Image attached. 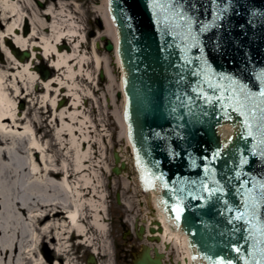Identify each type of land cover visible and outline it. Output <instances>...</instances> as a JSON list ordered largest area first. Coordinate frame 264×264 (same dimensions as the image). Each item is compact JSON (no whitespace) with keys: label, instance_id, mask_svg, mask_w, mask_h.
<instances>
[{"label":"bare ground","instance_id":"bare-ground-1","mask_svg":"<svg viewBox=\"0 0 264 264\" xmlns=\"http://www.w3.org/2000/svg\"><path fill=\"white\" fill-rule=\"evenodd\" d=\"M23 1L0 0V26L2 23L5 28H0V42L8 60L6 66H0V264H80L71 251L75 241L79 239L88 246L96 259L95 254L100 252L95 240L98 236L100 240L104 238L108 230L104 180L91 164L93 149L87 124L91 119L80 109L83 98L78 79L91 77L85 72L89 56L81 51L86 38L75 16L67 13L60 0L56 4L51 2L44 11L52 18L48 24L40 20L33 0L27 1L33 9L30 13L25 12ZM57 5L62 8L60 11L56 10ZM96 9L103 20V34L109 35L119 47L115 64L124 71L122 84L129 86L125 57L120 54L121 37L109 0H102ZM27 18L31 25L29 37L16 34ZM37 23H41L44 32L39 31ZM13 42L22 49H31L32 59L25 62L18 59L9 47ZM65 43L66 47L60 50L59 45ZM37 53L60 75L42 79L34 69L39 60ZM93 60L98 69H103L109 87L112 86L116 78L109 57L99 55L93 47ZM33 86L42 90L41 100L38 97L34 104L40 102L53 110L52 113L49 110V139L41 135L45 120L39 109L29 116L28 110L18 106V100L36 93L31 90ZM61 89L66 90L64 95L70 103L58 108ZM115 113L120 135L135 149L144 177L140 148L132 146L127 122L124 117L120 119L121 113ZM134 130L137 133L136 126ZM64 136L69 139L66 143ZM57 144H63L65 149L60 160L51 150ZM105 170L111 171L109 165H105ZM123 185L129 187V180L124 179ZM149 193L158 210L155 219L161 221L164 231H159L156 222L153 227L161 236L160 245L174 248L175 264H206L204 259H192L188 234L160 205V191L154 189ZM123 203L132 208L131 201ZM130 218L129 222H133V217Z\"/></svg>","mask_w":264,"mask_h":264},{"label":"snow or ice","instance_id":"snow-or-ice-1","mask_svg":"<svg viewBox=\"0 0 264 264\" xmlns=\"http://www.w3.org/2000/svg\"><path fill=\"white\" fill-rule=\"evenodd\" d=\"M153 3L159 5L160 0H153ZM247 4L245 6L241 0H167V26L158 41L157 52L175 69V83L180 86V91L174 93L178 104L171 109L176 120L175 139L169 142L164 137L161 144L164 157L169 163L181 161L184 154L191 159L189 149L192 148L191 138L197 134L195 125L214 117L217 103L221 109L231 108L243 117L237 132L241 143L231 149L227 141L217 142L210 150L207 145H202L203 173L211 178L215 187H210L206 179L189 180L184 177L183 183L176 181L179 187L172 189L176 203L171 210L177 222L185 212V198L194 194L202 201L207 197L208 210L223 216L228 222L233 218L247 219L251 226L264 216V62L254 55L256 41L252 39L259 34L261 42H264V3L247 0ZM165 37L174 39L169 43ZM176 49L179 51H174ZM193 50L197 54H193ZM224 60L232 66L229 71L222 70ZM249 138H254V142L250 143ZM209 161L222 162L227 169L220 179L216 178L217 168ZM137 162L141 163L140 160ZM163 164V160L153 158L142 165L145 182L152 188H155L156 180L168 187L164 173L160 171ZM192 164H195L194 160ZM245 166L249 169L247 173ZM229 193L231 201L226 198ZM233 212L234 217L225 215ZM258 230L261 240L259 246L253 245L248 264H264V225ZM236 231L218 233L221 239L214 243L202 239L199 246L207 249L203 253L204 259L211 264H234L228 254L214 253V259L209 251L219 246L239 254L241 247L230 238ZM192 246L196 248L197 244L193 242Z\"/></svg>","mask_w":264,"mask_h":264},{"label":"water","instance_id":"water-1","mask_svg":"<svg viewBox=\"0 0 264 264\" xmlns=\"http://www.w3.org/2000/svg\"><path fill=\"white\" fill-rule=\"evenodd\" d=\"M110 1L112 15L120 32V54L125 57V67L129 81V86L127 84L125 86L129 103L126 118L130 127V136L133 143L140 148L142 165L153 158L164 161L160 171L164 173L168 187L165 188L164 183L159 180H156L155 184L161 188V192L163 191L164 207L169 218L174 219L175 224L181 228L183 227L186 231L192 257L196 256L198 259H204L203 253L207 250L199 246L202 239L214 243L216 240L221 239L218 233H231L233 229H236L235 235L230 238L241 247L242 251L239 254L234 251L228 252L227 249L219 246L210 250L209 254L213 255L214 259V253L228 254L229 258L233 259L234 264H248V261L251 260L253 245L257 244L259 246L261 237L258 229L261 225H264V216L254 221L251 226L247 224V219L236 220L233 218L231 222H228L223 216L209 211L207 207L208 198L206 197L203 201L199 200L196 198L197 194L185 198V212L179 222L175 220V213L171 210L172 205L176 203L172 195V189L179 187L176 183L177 180H181V183H183L182 178L184 177L189 180L206 179L210 187H215L211 182V178L205 177L203 173L201 156L204 152L202 145H207L210 150L217 145V142L227 141L229 149H231L235 144L241 143L237 132L238 125L243 117H240L239 113L231 108L221 109V105L217 103L214 109L215 116L206 118L202 124L195 125L194 131L197 134L191 138L192 148L189 149L191 159L187 154H184L181 161L169 163L163 155L161 144L164 137H167L169 142L175 139L173 130H176V120L172 117L171 109L178 104L174 93L180 91V86L175 83V69L170 66L169 61L161 59L157 52L158 41L167 26L165 23V16L168 15L167 0H160L159 5L153 3V0ZM241 2L248 6L247 0H241ZM256 2L258 4L264 3V0H256ZM28 33L27 30L25 35ZM106 38V36H102L103 40ZM165 39L171 43L174 38L165 37ZM252 39L256 41V46L253 48L254 55L260 57L264 62V51H262L264 42H261L259 34L254 35ZM105 47L108 51H112L115 45L111 39H107ZM10 48L12 53L23 62L31 56V52L18 47L14 43H10ZM59 49L63 50V46L59 45ZM174 51L178 52L179 49ZM193 54H197L195 50H193ZM38 56L41 58V54H38ZM0 57L4 58L1 49ZM173 59H176V57L173 56ZM222 63L224 65L222 70L229 71L231 69L232 66L227 60ZM217 67H219V64H217ZM35 70L41 73L44 80L51 77L50 70L44 64L37 65ZM100 74L101 78L104 79L103 69ZM253 90L258 91V89ZM209 94L212 93L209 92ZM64 104L65 100L63 99L59 102V108L63 107ZM135 126L137 133L134 130ZM249 141L250 143L254 142V138H249ZM171 148L172 145L169 143V152H171ZM146 152H150V154H146ZM114 157L116 165L113 171L120 174L123 169H126L127 163L121 161V155L117 150L114 152ZM192 160L195 161L194 165ZM119 163H121V167H119ZM208 163L217 168V179H220L227 171L222 162L209 161ZM244 171L245 173L249 171L247 166H245ZM253 178H257L255 170H253ZM226 198L231 201V193ZM118 199L121 202L119 195ZM165 201H167V204ZM206 212L207 214H205ZM257 212L260 215V209ZM225 215L234 217L235 213H226ZM153 222L159 225L160 232L164 231L160 227L162 225L161 221ZM155 231V227L150 228L151 233ZM241 237L246 239H241ZM149 238L154 240L155 238L159 239V236H150ZM193 242L197 244V248L192 246ZM89 257L88 262L97 263L93 255ZM204 260L206 264H211V261ZM134 264H163V262L159 252H157V257H153L149 250H145L135 259Z\"/></svg>","mask_w":264,"mask_h":264},{"label":"rangeland","instance_id":"rangeland-1","mask_svg":"<svg viewBox=\"0 0 264 264\" xmlns=\"http://www.w3.org/2000/svg\"><path fill=\"white\" fill-rule=\"evenodd\" d=\"M27 1L28 0H24L22 3L25 12L30 13L33 9L29 7ZM58 1L59 0H47L44 10L39 9L40 20H45L47 24L51 22L52 18L48 17L44 11H46L47 6L51 2L56 4ZM60 1L65 6L64 8L67 10V13L75 16L79 24V29L86 38L82 44L81 51L89 56L87 64L85 65V72L90 74L91 77L83 76L78 79L81 86L79 92L83 98L80 109L83 110L84 114L90 116L91 119V121H87V124L90 125V143L93 149V160L91 164L98 170L104 180L107 203L106 223L108 225L107 235L101 240L100 236H98L95 240V245L99 248L100 252L95 255L99 261L97 264H117V251L115 246L122 244L124 234L128 235L127 230L131 228V224H129L131 221L129 222L128 218L131 219L130 217H133L135 223L137 219L140 223L150 221L157 216L158 210L156 209L154 199L149 191H146L144 187L141 186L140 173L136 167V155L131 154L132 150L128 146V141L120 135V124L117 121L118 118L115 112L118 111L119 114L121 113L120 119H122V117L126 115L125 111L127 112L128 110L125 95L126 86L122 84L124 71L121 66L118 67V65L115 64L114 51L107 52L103 46L101 48L96 47L97 42L100 41L99 38H97L98 35H103L104 32L103 20L98 16V11L96 9L97 6L101 5L102 0ZM61 9L62 8L57 5L56 10L60 11ZM37 24L39 25V31L42 32L41 23ZM0 28L1 30L5 29L4 27L2 28V25ZM80 39H82V34ZM93 47L99 55H107L109 57L111 72L116 78V82L112 86L110 85V87L107 76H105L104 79L100 77L101 69L96 67V63L93 60ZM45 61L49 64V61ZM7 64L8 60L6 61V56L4 55L3 59L0 57V66H6ZM52 69L55 73V75L53 73L52 76L60 75L58 71L56 72L54 68ZM40 85L41 84H39V87ZM31 90L36 93H32L23 100H18V106L24 103V107L21 109L28 110L29 116H32L35 110L39 109V112L45 120L43 122L44 126L42 127L41 135L45 134L46 139H49L51 136L49 132L51 120L49 117V110H51V113L53 110L51 107L41 106L40 102L35 105L34 102L37 101L38 97L41 100L42 90L40 88L38 89L36 86H33ZM65 92L66 90L61 89L58 103L61 99H64L65 104L69 105L70 100L68 97H65ZM55 94L56 92L54 95ZM20 101L22 102L20 103ZM68 141V137L64 136L63 142L66 143ZM63 144H57L51 148L52 153L56 154L58 160L62 159V152L64 153L65 150ZM116 150H121L124 155V160L128 163L127 170L121 175H116L115 173H110L105 170V165H109L110 168L115 165L113 154ZM35 156L37 155L35 154ZM124 179L129 180V187L127 188L123 185ZM118 194H120L122 200L131 201L132 208H129L122 202L119 203L117 200ZM121 224L124 225L122 226ZM78 240H76L77 244L72 247V254L80 264H88L87 259L88 255L92 253L90 251L91 249L88 248V246L78 243ZM53 256L57 257L55 253H53Z\"/></svg>","mask_w":264,"mask_h":264},{"label":"flooded vegetation","instance_id":"flooded-vegetation-1","mask_svg":"<svg viewBox=\"0 0 264 264\" xmlns=\"http://www.w3.org/2000/svg\"><path fill=\"white\" fill-rule=\"evenodd\" d=\"M33 2H35L34 5L38 10H44L47 0H34ZM1 25L4 27V24L1 23ZM27 30L31 31V25L28 18L24 20L21 33L23 34ZM29 35L26 37H29ZM63 46L66 47V43ZM51 72L54 73L53 70H51ZM121 225L123 226L124 224ZM127 233L128 235H123L122 244L115 246L117 251V264H134L136 257L142 254L145 250H149L153 257H157V252H159L163 264H175L176 255L174 253V248L168 245L161 246L160 244L162 243L160 240L150 241L148 236H144V227H142L139 222H136L131 230L128 229Z\"/></svg>","mask_w":264,"mask_h":264}]
</instances>
